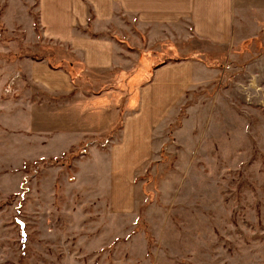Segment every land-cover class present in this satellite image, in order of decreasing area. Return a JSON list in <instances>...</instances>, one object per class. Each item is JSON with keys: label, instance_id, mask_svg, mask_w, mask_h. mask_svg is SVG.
Listing matches in <instances>:
<instances>
[{"label": "rangeland", "instance_id": "obj_1", "mask_svg": "<svg viewBox=\"0 0 264 264\" xmlns=\"http://www.w3.org/2000/svg\"><path fill=\"white\" fill-rule=\"evenodd\" d=\"M236 1L253 33L161 43L119 71L48 38L37 0H0V264H264V0ZM174 56L215 78L119 175L123 120Z\"/></svg>", "mask_w": 264, "mask_h": 264}, {"label": "crops", "instance_id": "obj_2", "mask_svg": "<svg viewBox=\"0 0 264 264\" xmlns=\"http://www.w3.org/2000/svg\"><path fill=\"white\" fill-rule=\"evenodd\" d=\"M37 2L43 23L41 31L68 46L91 69L126 71L138 63L142 50L161 43L183 44L197 38L214 46L231 45L235 36L253 33V30L244 32L246 25L240 23L236 0ZM263 24H258L254 34L264 30ZM132 53L136 56L134 60L128 57ZM214 72L215 69L191 59L167 61L152 71L149 80L139 87L137 112L123 120L121 130L125 140L113 151L119 175L125 171L124 163L146 157L144 152V156L136 158L138 148L145 143L148 149L151 132L162 117L174 110L190 89L209 84L215 78ZM54 88L58 91L60 87Z\"/></svg>", "mask_w": 264, "mask_h": 264}, {"label": "trees", "instance_id": "obj_3", "mask_svg": "<svg viewBox=\"0 0 264 264\" xmlns=\"http://www.w3.org/2000/svg\"><path fill=\"white\" fill-rule=\"evenodd\" d=\"M182 59H184L183 56H174L172 59L163 60L161 63H158V64H156V65H154V66L152 65V67H151V71H150V72H151V74H152V71H153L155 68H157V67H159V66L165 64L168 60L179 61V60H182ZM50 64L52 65L53 68H56V65H53L52 62H51ZM22 189H23V186H22ZM23 190H24V189H23ZM20 233H21V231H20Z\"/></svg>", "mask_w": 264, "mask_h": 264}]
</instances>
